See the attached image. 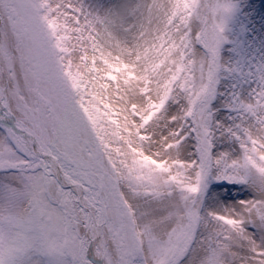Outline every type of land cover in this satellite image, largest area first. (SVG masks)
Listing matches in <instances>:
<instances>
[{"label": "snow or ice", "instance_id": "1", "mask_svg": "<svg viewBox=\"0 0 264 264\" xmlns=\"http://www.w3.org/2000/svg\"><path fill=\"white\" fill-rule=\"evenodd\" d=\"M0 264H264V12L0 0Z\"/></svg>", "mask_w": 264, "mask_h": 264}, {"label": "rangeland", "instance_id": "2", "mask_svg": "<svg viewBox=\"0 0 264 264\" xmlns=\"http://www.w3.org/2000/svg\"><path fill=\"white\" fill-rule=\"evenodd\" d=\"M251 3L256 5L261 12H264V0H251Z\"/></svg>", "mask_w": 264, "mask_h": 264}]
</instances>
